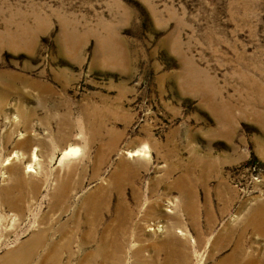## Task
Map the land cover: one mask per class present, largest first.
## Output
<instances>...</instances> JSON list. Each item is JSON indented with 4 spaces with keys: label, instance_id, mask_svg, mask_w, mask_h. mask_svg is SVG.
<instances>
[{
    "label": "rangeland",
    "instance_id": "obj_1",
    "mask_svg": "<svg viewBox=\"0 0 264 264\" xmlns=\"http://www.w3.org/2000/svg\"><path fill=\"white\" fill-rule=\"evenodd\" d=\"M260 207L264 0H0V264L255 258Z\"/></svg>",
    "mask_w": 264,
    "mask_h": 264
},
{
    "label": "bare ground",
    "instance_id": "obj_2",
    "mask_svg": "<svg viewBox=\"0 0 264 264\" xmlns=\"http://www.w3.org/2000/svg\"><path fill=\"white\" fill-rule=\"evenodd\" d=\"M75 152H76L75 150L66 151L64 153V156H67V155L72 154V153H75ZM126 155L129 158L130 157L131 158H134V157L144 158L146 156L144 150H138V151H134V152H127ZM34 158L35 157H33V159ZM29 167H31V166H28V168ZM29 171H31V170H29ZM120 178H121V176H119V177L118 176H113L110 185L117 187L118 183H120L121 180H122V178L121 179ZM15 184H18V186L21 188V190H22L23 187L26 186V184L23 183V182H21L20 179H18V182H15ZM55 189H56L55 190V195L57 196V199L55 201H59L60 199L62 200V197H64V195H65L64 193L67 191V184H66V182H64V181L58 182V184H57V186H56ZM22 194L23 193H21V192L18 191L17 194L14 196V198L16 200H21L22 197H23ZM9 199H13V198H9ZM1 200L3 201L2 198H1ZM88 204H90V206H89V208H88L87 211L90 214L91 213H94V212H96L98 210V202H96L94 199H89L88 200ZM99 208H100V204H99ZM117 208H118L119 211L122 210V208H123L122 203L119 202L117 204ZM117 208H116V212L118 211ZM118 220H119V216H116L115 217V222L117 223ZM247 221L249 223H252L253 225H255V227L258 229V232L260 233V235L262 236V239L264 241V207H260V208H257L255 210H253L252 212H249L247 214ZM90 225H91V221L88 220V226H90ZM168 232H170V230H166V234L167 235H168ZM42 236H43L42 233H38V235H35L34 238L35 239H38L39 237H42ZM87 237H88V235H86V239H87ZM170 237H172V236H170ZM217 250H218V247H217ZM169 257L168 258L166 257L167 260H165L164 263H167V261L169 263H171L170 260H172V259H171V257L170 258ZM247 257L248 256L244 254V252L242 251V249L238 247L236 249V251L231 252L227 257H225V259H223V261L220 264H264V249L255 258H251L250 256H249V258H247ZM3 258H5V263L4 264H23L22 261H20V260L17 261L15 259H12L8 254H6V256H3ZM175 262H176L175 264H187L186 258L184 256V254L182 256H180V258L178 260H176Z\"/></svg>",
    "mask_w": 264,
    "mask_h": 264
}]
</instances>
